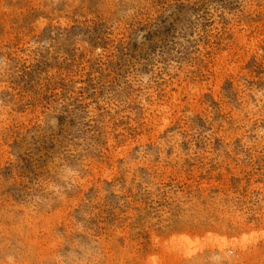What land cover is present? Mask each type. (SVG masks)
<instances>
[{"label": "rangeland", "instance_id": "374dc122", "mask_svg": "<svg viewBox=\"0 0 264 264\" xmlns=\"http://www.w3.org/2000/svg\"><path fill=\"white\" fill-rule=\"evenodd\" d=\"M0 264H264V0H0Z\"/></svg>", "mask_w": 264, "mask_h": 264}, {"label": "bare ground", "instance_id": "6f19581e", "mask_svg": "<svg viewBox=\"0 0 264 264\" xmlns=\"http://www.w3.org/2000/svg\"><path fill=\"white\" fill-rule=\"evenodd\" d=\"M191 242V241H190ZM221 242V241H220ZM185 243V242H184ZM187 243V242H186ZM181 244V243H180Z\"/></svg>", "mask_w": 264, "mask_h": 264}]
</instances>
